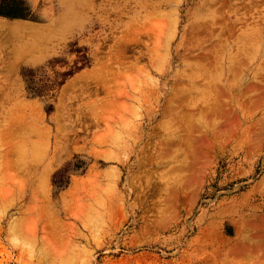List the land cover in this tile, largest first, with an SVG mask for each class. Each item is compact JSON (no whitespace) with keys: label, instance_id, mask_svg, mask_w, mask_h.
<instances>
[{"label":"rangeland","instance_id":"1","mask_svg":"<svg viewBox=\"0 0 264 264\" xmlns=\"http://www.w3.org/2000/svg\"><path fill=\"white\" fill-rule=\"evenodd\" d=\"M25 2L0 16L42 35L0 55L23 106L18 132L0 113V264H264V0Z\"/></svg>","mask_w":264,"mask_h":264},{"label":"bare ground","instance_id":"2","mask_svg":"<svg viewBox=\"0 0 264 264\" xmlns=\"http://www.w3.org/2000/svg\"><path fill=\"white\" fill-rule=\"evenodd\" d=\"M242 14H244V13L241 12L240 9H236L234 11V14L232 13V15L235 16V20L232 23L231 29H233L237 24L243 23L244 18H243V16H241ZM214 22L215 21L213 19H211L210 21L207 22V24H205L203 26V30H202L203 34L205 33V35H212L214 32H216V29L213 26ZM40 35H41V33L39 32L37 27H34V26L28 27L24 24L22 25L21 23L7 24V23L1 22L0 23V55L3 54L6 49H10V51H12L14 53V55L17 57V59L26 56V54H28L34 50V47L37 45V43H38L37 41L40 38ZM2 42H4V43H2ZM3 92H1L2 94L0 93L1 94L0 98L2 100V101H0V113L4 114L2 120L4 122L5 127H8V128L12 127L15 132H18L22 128L21 127V120L23 119L18 114V111L23 106H21V104L19 103L17 108L12 109V110L10 109L7 111L6 105L4 106L3 103L6 102L9 97H7L6 94ZM28 105L29 104L25 105L26 108H28ZM0 117H1V115H0ZM42 147H44V148H42ZM45 148H46V144L33 143L32 146H30L29 156L25 151V147H22L18 151L21 153V156L23 154H25V157L30 158V162H33L35 155H38L39 153L44 152ZM22 158H23V156H22ZM51 165L52 164L48 165L43 170V173L41 174V176L39 177V179L37 181V183H39L38 185H40V188L44 192L48 191L45 189H47L46 187H48L47 181H48V174L51 170ZM31 166H32V164H31ZM32 187H34V183H32ZM35 187L38 188V186H35ZM37 192H38L37 190L32 188V191L30 193H31L32 197H34V194H36Z\"/></svg>","mask_w":264,"mask_h":264},{"label":"trees","instance_id":"3","mask_svg":"<svg viewBox=\"0 0 264 264\" xmlns=\"http://www.w3.org/2000/svg\"><path fill=\"white\" fill-rule=\"evenodd\" d=\"M30 15L28 6L25 0H0V16H6L9 18H27ZM76 51H81L73 65V67L62 73V76H72L76 71L89 65V58L87 54L82 51V49H76ZM38 69H26L24 71V76L27 83V89L30 92L38 93L45 85L40 84L39 79H37ZM62 84V83H60Z\"/></svg>","mask_w":264,"mask_h":264}]
</instances>
